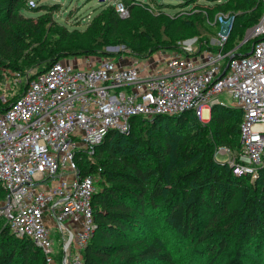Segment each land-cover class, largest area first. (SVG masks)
Here are the masks:
<instances>
[{"label": "built area", "instance_id": "obj_1", "mask_svg": "<svg viewBox=\"0 0 264 264\" xmlns=\"http://www.w3.org/2000/svg\"><path fill=\"white\" fill-rule=\"evenodd\" d=\"M114 7L120 18L130 17L123 1ZM218 19L223 32L213 49L194 43L146 59L60 61L0 112V221L16 239L31 240L46 264H84L95 233L96 177L83 176L80 161L92 159L111 131L129 134L133 118L190 109L202 121L206 112L211 120L215 106L236 108L243 114L241 149L231 167L237 176H257L264 165V19L253 32L258 41L241 57L224 51L231 30L227 17ZM224 92L230 106L218 99Z\"/></svg>", "mask_w": 264, "mask_h": 264}, {"label": "trees", "instance_id": "obj_2", "mask_svg": "<svg viewBox=\"0 0 264 264\" xmlns=\"http://www.w3.org/2000/svg\"><path fill=\"white\" fill-rule=\"evenodd\" d=\"M121 1L130 12L136 8L132 0ZM19 3L0 0V74L8 69L22 75L24 69L32 70L28 85L53 64L69 57L114 56L105 50L106 34L116 31L123 21L114 6L104 17L103 32L95 33L88 46L77 45L68 52L44 56L42 51L26 45L32 38L27 33L37 30L41 23L24 17L18 11ZM234 9L244 13L242 30L233 47H229L230 36L224 51L235 50V56L241 57L258 41L240 46L245 31L262 21L264 0H235ZM45 10L49 9L38 12ZM22 24L30 27L27 32L15 28ZM209 39L207 45L196 42L198 50L213 49ZM241 47L243 53L239 52ZM180 49L171 43H155L150 48H135L131 56L146 59L159 50ZM9 106L0 105V112ZM242 119V112L236 108L215 106L209 125L189 112L153 120L133 118L127 135L111 131L92 159L80 161L81 174L96 177L92 201L95 233L84 251V264H179L167 248L169 241L151 234L153 222L160 221L173 233L174 240L190 244L193 256L199 258L193 264H249L248 247L255 253L257 264H264V165L252 180L250 174L236 176L229 164L217 163L213 158L218 142L231 144L229 136L238 139L236 151L240 152ZM229 122L232 125L228 129L225 126ZM210 126L215 130L211 137L207 134ZM169 157L194 160L191 168L178 175L171 190L166 186ZM204 207L208 209L207 224L201 220ZM0 264L46 263L31 240L16 239L0 221Z\"/></svg>", "mask_w": 264, "mask_h": 264}, {"label": "rangeland", "instance_id": "obj_3", "mask_svg": "<svg viewBox=\"0 0 264 264\" xmlns=\"http://www.w3.org/2000/svg\"><path fill=\"white\" fill-rule=\"evenodd\" d=\"M117 1L20 0L17 6L18 11L26 18H33L35 23H41L37 30L33 29L30 34L27 33L32 38L26 45H30L31 49L42 51L44 56L51 53L68 52L72 48H77V45L80 48L88 46L94 39L95 33L103 32L101 27L104 17ZM234 4L235 0H132V6L136 5V8L131 11L129 18L123 19L116 31L106 34L105 38L108 43L105 50L114 56H131V52L135 48H150L155 43L159 45L171 43L180 48H186L198 41H203V44L207 45V39L210 38L209 44L211 45L220 38V34L223 32V24L218 19L221 15L227 17L229 21L231 30V45L229 44V47H233L239 41L237 35L241 32V25L244 21L242 18L244 13L236 11ZM44 8L49 10L38 12ZM255 27L245 31L240 46L246 44L247 41L253 44ZM15 28L27 32L30 27L22 24V26L15 25ZM193 47L197 46L194 44ZM243 47L240 48V53H243ZM82 59L85 58L69 57L66 62L72 63L82 61ZM79 70L85 72V69ZM32 74L33 71L28 69H24L23 75L11 69L2 71L0 74V105H11L14 99L22 95L27 85V79ZM218 99L228 106L232 104V97L227 92L220 94ZM208 118L209 114L206 112L202 122L209 125L210 119ZM231 125L232 123L229 122L225 127L229 129ZM138 127L139 125L135 127V130ZM225 127H222V131ZM214 132V128L210 126L207 134L211 137ZM235 138L234 136L227 137L232 147L226 145L223 140L218 142V148L213 155L217 163H226L231 167V162L240 153L236 151L238 139ZM226 149H230L229 153ZM93 160L99 161L95 158ZM168 161L166 186L171 190L177 183L178 175L191 168L194 160L186 162L176 157H169ZM251 179L255 180L254 177ZM201 220L206 224L209 221L208 209L205 207L202 210ZM153 226L151 234L161 236L163 241H169L167 248L175 262L193 264L199 260L195 255L193 256L194 250L190 244L173 239V233L166 229L163 221L153 222ZM246 256L249 264L258 263V259L250 247L246 251Z\"/></svg>", "mask_w": 264, "mask_h": 264}, {"label": "water", "instance_id": "obj_4", "mask_svg": "<svg viewBox=\"0 0 264 264\" xmlns=\"http://www.w3.org/2000/svg\"><path fill=\"white\" fill-rule=\"evenodd\" d=\"M264 19V18H263ZM250 53L246 54V55H249ZM227 72V70L223 73V75H225V73ZM9 108H11V106H9L8 108H6V110H8ZM191 110H187L186 113H189ZM168 117H171V116H168Z\"/></svg>", "mask_w": 264, "mask_h": 264}]
</instances>
